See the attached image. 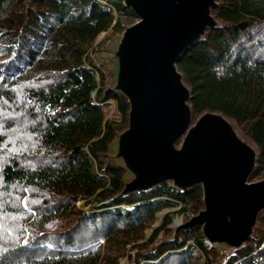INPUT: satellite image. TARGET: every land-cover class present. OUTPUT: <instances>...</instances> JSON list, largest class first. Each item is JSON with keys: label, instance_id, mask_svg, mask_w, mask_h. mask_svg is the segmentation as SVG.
<instances>
[{"label": "trees", "instance_id": "trees-1", "mask_svg": "<svg viewBox=\"0 0 264 264\" xmlns=\"http://www.w3.org/2000/svg\"><path fill=\"white\" fill-rule=\"evenodd\" d=\"M221 27L179 60L192 86L195 114L206 108L234 116L261 148L253 177L264 173V0H219ZM137 18L122 0H0V264H118L126 245L144 237L158 212L202 205L199 187L166 184L117 196L124 171L108 153L127 121V100L109 88L105 70L69 33L93 42ZM54 45L73 57L65 67L41 65ZM115 100L122 122L106 119ZM94 197L95 199H91ZM86 199V210L78 201ZM167 215L132 264H220L199 228L158 238ZM193 241L194 243H190ZM227 264H264V212L256 235Z\"/></svg>", "mask_w": 264, "mask_h": 264}, {"label": "water", "instance_id": "water-1", "mask_svg": "<svg viewBox=\"0 0 264 264\" xmlns=\"http://www.w3.org/2000/svg\"><path fill=\"white\" fill-rule=\"evenodd\" d=\"M137 18L109 48V88L128 102L109 159L124 171L114 197L169 184L199 187L202 205L172 225L174 240L199 228L205 244L230 256L255 237L264 212V176L254 178L259 143L232 115L206 108L195 114L192 86L180 58L223 22L219 0H122Z\"/></svg>", "mask_w": 264, "mask_h": 264}, {"label": "rangeland", "instance_id": "rangeland-1", "mask_svg": "<svg viewBox=\"0 0 264 264\" xmlns=\"http://www.w3.org/2000/svg\"><path fill=\"white\" fill-rule=\"evenodd\" d=\"M135 19L136 18L134 17H123L122 22L123 24H127V23L134 21ZM116 35L117 33L114 31V29L110 28L109 30L101 33L96 38V40L91 43L80 40L79 38H76L75 36L69 33H66V32L60 33L57 38L59 39L61 43H65L68 40H70V41H74L75 43H77V45H79L80 47L86 49L87 53L85 54L84 58L85 59H87L88 57L93 58L105 70L106 81L110 82L112 78V73H111V68L109 64V48L111 47ZM73 62H74V59L71 55L64 53L62 50H60L56 46L51 45L45 49L44 57L41 60V65L46 66V67L47 66L48 67H65V66L72 64ZM111 101H112L110 102L111 105L107 104L104 110L107 109V112L105 113L107 114L108 119L112 120V119H115V117L117 119V116H116L115 111H111L112 106H113L112 103L115 100L112 99ZM121 122L122 121H120V123ZM263 176H264V173H262L259 177H263ZM91 199L94 200L95 198L92 197ZM78 205L86 210H89V208L91 207V205L87 203L86 199H82L78 201ZM184 209H185L184 206L179 204L177 206L166 208L158 212L155 218L150 222L149 226H147V228L144 230V237L138 240H132L130 243L126 245L125 255L119 258L118 264H132L131 257L136 251V249L134 248V244L145 242L152 235L154 229L163 223L167 215L171 216V221L166 226V228L158 234V238L170 237L173 232L172 225L177 219L185 220L191 214L195 213L198 210V209H195L193 205L188 206L186 210ZM190 243H194V242L190 241ZM196 252L198 253V256L200 257V260L198 261L197 264H208L207 260L210 259V257H207L203 252H200L197 248H196ZM230 256L219 254L218 262L220 264H227L228 263L227 261Z\"/></svg>", "mask_w": 264, "mask_h": 264}, {"label": "built area", "instance_id": "built-area-1", "mask_svg": "<svg viewBox=\"0 0 264 264\" xmlns=\"http://www.w3.org/2000/svg\"><path fill=\"white\" fill-rule=\"evenodd\" d=\"M110 102H112V101H111V100L108 101V104H109V105H111ZM112 104H113V106H112L111 111H115V112H116V116H117V119H116V117H115V119H112V120H114V121L117 122V123H120V121H122V115H121V113H120V111H119V109H118V107H117V103H116V101H114ZM104 111L107 112V109H105ZM105 117H106V119H108L106 113H105ZM118 119H119V120H118ZM196 248H197L200 252H202L201 249H200L199 247H196Z\"/></svg>", "mask_w": 264, "mask_h": 264}, {"label": "bare ground", "instance_id": "bare-ground-1", "mask_svg": "<svg viewBox=\"0 0 264 264\" xmlns=\"http://www.w3.org/2000/svg\"><path fill=\"white\" fill-rule=\"evenodd\" d=\"M176 221H180V219H177Z\"/></svg>", "mask_w": 264, "mask_h": 264}]
</instances>
